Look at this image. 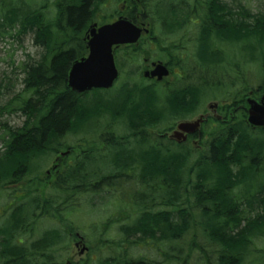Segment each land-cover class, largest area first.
Instances as JSON below:
<instances>
[{
    "label": "trees",
    "instance_id": "obj_1",
    "mask_svg": "<svg viewBox=\"0 0 264 264\" xmlns=\"http://www.w3.org/2000/svg\"><path fill=\"white\" fill-rule=\"evenodd\" d=\"M71 1L76 6L70 7L66 12L55 0L54 6L59 9L52 19L38 18L41 10H32L23 15L0 10L1 15L8 16L3 17L2 23H5L4 20H9L11 24L18 23V34L34 30L35 44L46 51L35 64H23L25 76L22 79V89L19 96L10 102L14 106L13 112L19 111L25 117L21 126L24 127L21 130L24 139L18 143L15 130L4 127L3 145L6 150L0 154V183L7 185L14 180L22 181L23 194L18 197L20 199L3 229L0 228V253L5 259L0 258V264H54V255L47 252L57 244L61 250L66 229L56 233V242L53 243L51 232L39 226L41 218L54 217L59 220L65 215V206H69V203L71 205V200L77 194L92 192L100 184L110 185V180L118 177L120 180L121 174H116L113 177H102L91 184L89 181L96 174L93 170L86 173L87 180L84 181L80 171L81 168L84 171L83 156L68 166L71 168L69 172H64L66 176H58L52 182V187L45 188L43 177L32 173L31 166L25 165L35 163L38 156L55 153L60 148L72 149V145L64 147L59 137L69 131L79 132L84 127L94 126L99 120H103V130L106 132L96 133L95 139L109 144L103 156H100V160L105 163L103 165L108 163L122 169L125 163L124 175H134L133 177L141 179L140 183L144 182L141 184L142 189L138 187V192L129 195L135 217L131 221L126 218L120 221L125 224L119 225V238H114L110 244L126 249L144 246L153 248L158 253L162 252L163 243L171 248L172 244L183 238L189 239L188 244L191 242V246L196 247L194 237L197 235L209 243L208 248L198 246L200 254L196 255L197 262L192 248L188 249L187 254L186 251L180 253L175 250L177 254L171 255L170 253L175 252L172 247L171 252L164 254L166 263L175 261L179 264V260L183 259L182 264H264V131L251 130L243 121L244 113L233 123L231 120L226 123L220 121L215 129L208 130L209 135L213 136L211 146L207 149L210 155L200 153L197 160L187 167L193 150L182 144H173L172 141L164 142L153 131L162 133L172 127L175 119L185 116L186 112L181 111L186 106H192L193 110L200 98L197 99L198 102H189L187 105L183 102L173 105L169 101L168 105L162 106L159 98L155 97L156 94L147 90L150 86H129L131 89L123 84L115 95L108 98L101 95V91L111 95L109 90L94 89L90 91L93 94L90 98H85L88 92L78 94L71 90L67 83L68 72L75 60L87 54L84 35L88 25L94 20V3L96 7L101 0ZM123 1L126 4V15L134 22L136 11L144 16L152 15L148 3L153 0ZM201 1L205 3L186 0L183 4H169L166 12L159 14L156 11L152 15L170 31L184 29L185 24L193 19L200 20L202 34L198 37L196 75L203 82L188 88L195 87L198 91L207 93L210 83L219 86L223 84L220 78V81L210 82V78H214L219 70L224 75L228 67L234 66L235 71L242 68L240 62L234 61L224 51L225 45L233 42L239 46V50L246 53L245 65L251 64L255 73L256 70L259 71L256 74H260V90L264 92V12L251 13L240 2L231 5L221 0ZM63 3L66 5V2ZM225 10L228 13L226 23H222L224 20L218 19ZM254 50H259V57L252 53ZM126 52V60L134 63L137 50L127 49ZM167 100L166 98L165 101ZM226 109L225 107V111ZM131 113L136 114L128 118ZM109 115L123 119L129 133L126 147H115L118 150L117 158L113 147L117 141L112 133L115 132V125L111 122L114 119ZM8 135L13 141L8 140ZM145 143L155 146L146 147V157L140 149ZM161 144L167 155L164 161L159 160L160 148L156 147L162 146ZM133 154L140 155V158L136 159ZM148 161L156 163V166H150L153 163L148 164ZM133 163L137 166H133ZM163 164L166 165V173L163 172ZM259 164L263 165L262 169L257 168ZM178 167L182 170L178 171ZM186 172V184L190 183L191 178L196 180L194 193L197 207L194 210L189 202L188 206L179 203L180 181L184 180ZM15 192L14 189L10 191L12 195ZM158 200L163 201L161 206H173V209L154 210L151 202ZM195 218L198 224L194 223ZM193 224L191 238L190 226ZM180 226L181 231L176 233ZM67 230L71 228L67 227ZM33 232L38 235L37 238L30 236ZM100 264L154 263L144 257L133 259L127 252L104 258Z\"/></svg>",
    "mask_w": 264,
    "mask_h": 264
},
{
    "label": "rangeland",
    "instance_id": "obj_2",
    "mask_svg": "<svg viewBox=\"0 0 264 264\" xmlns=\"http://www.w3.org/2000/svg\"><path fill=\"white\" fill-rule=\"evenodd\" d=\"M54 1L55 0H0V8H4V10H6L7 12H17L19 15L27 14L32 10H41L42 8L46 15V18L52 19L55 15ZM221 1L231 3L233 5H236L240 2L242 5L246 6L251 13L264 12V0ZM182 2H186V0H153V2L149 1L150 4L148 3V7L150 9V13L154 16L156 11L157 13L162 14V12H164L165 5H178L179 3L183 4ZM200 2L205 3V1L201 0ZM156 4L159 6H157ZM11 6H13L15 10L10 9ZM44 7L45 9H43ZM122 7H124L123 0H101V2L96 7L94 3L93 9L96 8V10L93 21L107 22L112 16L116 14L118 10H121ZM226 14H228L227 11H223V16L220 17L218 20H224V22L222 23H226ZM152 15L148 14V19L146 20L150 24L151 34L150 36H145L140 41V43L138 44V49H136L135 47L128 48L125 46L119 48L120 50L116 55V59L118 56L117 67L119 71H121V78L113 88L109 89V93L111 95H106V93H103V91H101V95H103L105 98L113 96L117 91L120 90V87H122L123 84V86L128 87L134 85L142 87L150 86L147 87V90L156 94L155 97L159 98V103H161V100L164 103L165 98L168 99L167 102L164 104L165 106L166 104H169V101H171L173 105L176 102H183L187 105V103L189 102L195 103L197 99L200 98L199 103L195 104V108L193 110H191L192 106H186V108L181 111L184 113L186 112L185 116H183L186 118H196L199 114L205 113L207 103L215 100L220 102V106L224 110L225 107L227 108L225 111L226 121L231 118L233 119L234 116L235 118H237L242 113H244V110L243 112L241 110H238L239 107L245 108V111L248 115V105L245 102L246 98H244V100H242L243 98H234V95L236 93L243 92L244 88H241L240 83L244 81L246 87L245 95H249L248 93H252L257 98H260L261 96H264V93L261 92L258 88V84H260L261 81H259L260 78L258 77L260 76V74L256 73H258L259 71L256 70L255 73V70L251 64L245 66L244 55H246V53L244 51L239 50V46L235 45L233 42L225 45L224 51L228 56H231L232 59L240 62L242 68L240 70L235 71L234 66H232L231 68L229 67L227 69V74L224 75V78L223 75L221 77L224 84L216 88L215 85H212L211 83L210 86H207V88H210L212 86L214 88V91L216 92L211 91L209 89L207 92L208 95L204 94L202 97L196 96L194 98H192L193 96L186 94L184 88H188L190 86L189 80L195 79V76L187 77L189 80L186 82L183 88L179 83V88L172 89L171 91H167V87L169 85H172L175 80H178V76H176V74L171 75L168 78V82H166V84L159 83V85H157L153 84L155 82L149 80L143 81L141 79L140 73L145 66V63L143 62V58L145 57V55L144 53L142 54L140 52L142 49L144 50V52H147L151 60H155L157 57L168 61L170 58H172L173 60L171 61V65L174 68V71L176 72L177 68L173 65V63L176 62L175 58L178 57L184 62H189L191 58L194 57L193 44L198 30L197 27L199 20L195 19L194 22L190 21L189 23L185 24L184 29L179 31L177 34H168L165 33V30L167 29L164 27V24L162 22L157 21V19L152 17ZM4 16L8 17L6 14H0V154L6 150V148H4L3 146V139L5 134L4 127L7 126L13 129H15V127L24 128L21 127L25 120L24 115L19 111L13 112L14 106L10 105V102L13 101L14 98L19 96V92L21 91L23 86L22 79L25 76L23 72V64H35L42 57V55L46 53L43 47H40L35 44L34 30H25L24 32H21V34H18L17 32H19V24H11L9 23V20H4L5 23H2ZM216 23L220 22L216 21ZM179 42L181 46H185L186 48L176 49ZM172 44H175L174 47H172ZM127 49L137 50L138 53L135 56L136 61L134 63H130L126 60ZM252 53H254L256 57H259V50H254L252 51ZM202 74H206V72H202ZM239 77L241 80L239 79ZM226 83H228V85ZM193 85H196V83H193ZM92 96L93 94L91 92H88V96L85 98H90ZM215 96H219V98H215ZM163 103L161 105H163ZM239 103L240 105L238 106ZM15 104H17V102H15ZM135 114L136 113L129 114L128 118H130L132 115L134 116ZM231 114H233L234 116ZM109 116H112V119H114L111 122L113 123V125H115V136H118L119 132L122 133L127 131L126 122L123 119H117L118 117H115L113 115ZM177 120L178 119L174 120L173 125L177 122ZM102 121L103 120H99L95 123L94 126L84 127L79 132L69 131L68 133L62 135V137H59V140L61 141L62 145H64V147L72 145V147L74 148L69 158L65 159L64 164L60 170L61 172L59 176H61L62 174L65 175L64 172H69L71 167L68 166H71L77 158L84 156L86 159L83 164L84 171L82 172V168L80 169L84 181L87 180L86 173L88 171L92 172L93 170L96 172V174L93 176L92 179L89 176V179H91L89 182H91V184L99 181L102 177H113V175L116 174H121L120 180H118V177L117 179L110 180V185L100 184L95 186L92 192L84 191L80 194H77L78 196L71 200V205L69 203V206H65V208L67 207L65 215H63V218L59 219L57 222V218L54 217H51L50 219L41 218V220L39 221V226L41 229L51 232L50 235L53 236V243L56 242L54 241V236H57L56 233L58 234L62 230L64 231V228L66 229L65 242L62 243L61 250L58 249L59 246L57 244L53 245L47 252L48 254L54 255V264H64L66 259L69 258H73V262L77 264H100V261L102 259H107L110 256H114L115 253L124 254L127 252L128 255L133 257V259H136V256L139 255L142 257L149 258L151 261H153L154 264H168L165 261L164 254L171 252L172 247L174 251L179 250L180 253L186 251V254L189 252L188 249L192 248L193 254H195V256L197 254H200L198 252V246L208 248L207 246L209 243L205 240L200 239L197 235H195L194 237L197 242L196 247H194L193 245L191 246V242H189L188 244L189 239L183 238L178 240L176 243L172 244L171 248L167 247L168 244L163 243L161 246L162 252L160 255L156 254L153 248L150 249L144 246L135 247L132 249H126L125 247L115 249L116 247H112L110 242H112L114 238H116L115 240H118L120 235V233L118 232L119 225L125 224V222L120 221H122L124 218H126L128 221H131L134 216L132 213L133 209L131 208V198L129 195L134 192H138V187L142 189L141 184L143 185L144 182L140 183L141 179L138 177H133L134 175H124L125 163L122 169L119 166H111L108 163L106 165H102V162L100 161V156H103L109 146V144L106 145L101 140L98 141L95 139L96 133L106 132L105 130H103V126L105 124H103ZM208 123L211 124H209V126H204L205 134L202 137H199V142L202 148L198 151L191 153L189 161H187V167H189L197 160L196 157L200 153H202L203 155H210V153H207V149L211 146L213 136L209 135L208 130L215 129L216 125L213 124L211 120H208ZM8 136V140L10 142L13 141V138L10 135ZM186 145L190 146V142H188ZM184 147L188 148L187 146ZM89 148H91L89 152H86ZM92 148L93 150H95V152H93ZM140 149L142 150L143 155L145 157L148 156L145 153V146H142ZM60 150H62V148L58 149L55 153L49 152L50 154L47 156H38L36 160H34L35 163H25V165L31 166L30 170L32 169V173L41 175L43 177L45 182V188H48V182L51 183L52 187V182L55 181L58 177L57 176L55 178H52L51 180H47L44 176V171L50 167L52 161L55 159L56 154ZM114 153L117 158L118 152L114 151ZM97 160H99V163L95 165L94 161ZM152 161H148V164H150V162ZM89 163L93 164L88 167ZM136 163H133L132 165L136 167ZM150 166L155 167L156 163H153V165ZM159 168H161V165H159ZM179 168L180 167H178L177 170L181 171L182 168ZM257 168L262 169L263 165L259 164ZM163 172L166 173L165 164H163ZM185 177H187V172L184 174V180L182 182L180 181L181 184L179 186V203L181 205L183 204L182 206H188L189 202L190 205L193 206L192 208L194 210L197 207L196 201H193L191 199L193 197L192 193L195 189L194 184L196 183V180H194V178H191L190 183L186 184L188 177L187 179ZM162 180L163 179L161 177V181ZM117 181L119 182L117 183ZM6 187L8 190L0 189V228L2 229L5 219L8 218L10 214L14 211V208H11L12 205L9 204L8 212H1L3 209V204L10 199L11 189L14 188L11 183L7 184ZM163 192L164 188L162 187L161 193L163 194ZM151 204L152 206L154 205V210L164 209L163 211H169L173 209V206H161L163 205V201L161 200L153 201L151 202ZM16 205L17 204H14V206ZM194 223L198 224L196 218ZM67 227H70L71 231H68ZM181 228L182 226L178 227L176 233H179L181 231ZM193 230L194 224L190 226L191 238ZM69 232H79L81 235L84 236L85 242L91 250L89 254H84L82 257H79L75 254V247L73 245L74 239L71 241L69 240ZM30 236L33 238V236H36V233L33 232V235ZM37 237L38 235L36 236V238ZM183 247L184 250H182ZM175 253L177 254L176 251L170 254L175 255ZM186 254L184 256H186ZM11 257L12 256H10V258ZM0 258L5 261L2 253H0ZM195 258L197 262V256ZM14 259H16L15 256ZM182 260L183 259L179 260V264H182ZM212 262H215V259H212ZM171 264H176V262L174 261Z\"/></svg>",
    "mask_w": 264,
    "mask_h": 264
},
{
    "label": "water",
    "instance_id": "obj_3",
    "mask_svg": "<svg viewBox=\"0 0 264 264\" xmlns=\"http://www.w3.org/2000/svg\"><path fill=\"white\" fill-rule=\"evenodd\" d=\"M142 29L132 23L127 17H119L111 23L103 24L99 27L92 24L87 35L88 54L74 61L70 67L67 82L71 90L78 93L88 91L93 88H109L118 76L113 57V45L134 43L140 37ZM168 73L161 63L155 65L150 71L152 77L162 76ZM146 71L144 76H148ZM251 114L248 121L252 125L264 126V103L249 101ZM210 107L212 104L209 105ZM214 106V105H213ZM202 118L193 121H182L178 123L170 137L183 132H193L199 129ZM81 250L79 253H82Z\"/></svg>",
    "mask_w": 264,
    "mask_h": 264
},
{
    "label": "bare ground",
    "instance_id": "obj_4",
    "mask_svg": "<svg viewBox=\"0 0 264 264\" xmlns=\"http://www.w3.org/2000/svg\"><path fill=\"white\" fill-rule=\"evenodd\" d=\"M62 1V2H61ZM57 2H58V4H59V6H62V7H64V9L66 10V12L68 11V9L70 8V7H72V6H76V4H74V3H72L73 1H71V0H57ZM63 2H66V5L63 3ZM229 4H231V3H229ZM232 5V4H231ZM2 9H4V8H0V10H2ZM10 9H13V10H15V8L13 7V6H11L10 7ZM43 9H45V7L43 8ZM58 7H56L55 6V14H57L58 13ZM55 16V15H54ZM38 18H41V19H44V18H46V15H45V13H44V11L42 10V8H41V12L39 13V15H38ZM196 78H197V80L195 81V83H201V82H203V81H200L199 79H201V78H199L198 76H196ZM194 82V81H193ZM193 87V86H192ZM185 92H186V94H188V95H190V96H193L192 98H194V97H196V96H198V97H202V95H203V93H202V91L200 90V91H198V89L197 88H195V87H193V88H187V89H185ZM196 94H198V95H196ZM191 98V99H192ZM121 119V118H120ZM15 132H14V134H15V137L17 138V140H18V143H20L21 142V140H23L24 139V137H23V134H22V131L21 130H23V128H17V127H15ZM112 133H114V132H112ZM113 138H115L116 139V143H115V145L113 146L114 147V149H115V147L116 148H120V147H124L125 145H126V143H127V140L129 139V133L127 132V131H125V132H119V134H118V136H115L114 134H113ZM123 141V142H122ZM4 146V145H3ZM126 147V146H125ZM158 148H160V154L158 153V156H159V160H161V161H164V160H166V154L164 153V147L163 146H157ZM115 151H118L117 149H115ZM163 153V154H162ZM142 154V153H141ZM127 157H128V155H126ZM133 157L135 156V158L136 159H139L140 158V155H138V154H133L132 155ZM84 161H86V159L84 158ZM90 164V163H89ZM88 164V167H90L91 165H89ZM193 194V197H192V199L191 200H195L196 201V196H195V193L193 192L192 193ZM16 216H17V214H16ZM137 257V256H136Z\"/></svg>",
    "mask_w": 264,
    "mask_h": 264
},
{
    "label": "flooded vegetation",
    "instance_id": "obj_5",
    "mask_svg": "<svg viewBox=\"0 0 264 264\" xmlns=\"http://www.w3.org/2000/svg\"><path fill=\"white\" fill-rule=\"evenodd\" d=\"M179 31H176V32H172V33H169V32H165V33H168V34H177ZM166 41V40H165ZM174 45L175 44H172V47H174ZM180 48H182V49H185L186 47L185 46H180ZM173 59L172 58H170L168 61H167V65L169 64V65H171V61H172ZM175 60H176V62H174L173 63V65L174 66H176V64H178V62H181V59L180 60H178L177 58H175ZM172 66V65H171ZM170 73H171V71H170ZM172 73H176V75L177 76H179V77H181L182 76V74H181V72H179V71H174V68L172 69ZM149 80H151V81H153V80H155V79H149ZM188 80H175V82L172 84V85H169L168 87H167V91H171L172 89H175L176 88V86H178V84L179 83H185L186 84V82H187ZM194 81V82H193ZM195 81H196V79H193V80H189V83L191 84V83H195ZM166 82H168V79H166V80H164V81H162L161 82V84H166ZM184 89H187V88H184ZM214 111H217V108H215V110ZM217 113V112H216ZM231 115H233V114H231ZM208 118H206L205 120H207ZM193 135L194 134H188L187 135V137H186V139H185V141H184V143H186L188 140H190V142L194 139V137H193ZM62 164V163H61ZM58 168V167H57ZM48 169V170H46V175H48V176H51V175H57L59 172H60V168H61V165H60V167L58 168V169ZM12 186L14 187V190H16V192H15V195H14V198L17 196V197H19L20 196V193H18V190H21V184H20V181H18V180H14V182L12 183ZM4 187H5V185H4ZM20 192V191H19ZM11 201L12 200H8L6 203H4L3 204V209H2V211L1 212H4V211H6V209L7 208H9V204H11ZM14 201V203H15V200H13ZM1 214H3V213H1Z\"/></svg>",
    "mask_w": 264,
    "mask_h": 264
}]
</instances>
